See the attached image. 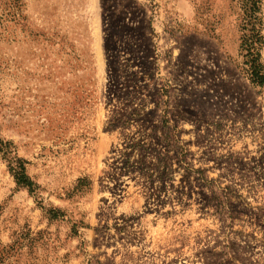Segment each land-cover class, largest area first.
I'll return each instance as SVG.
<instances>
[{
	"label": "rangeland",
	"instance_id": "1",
	"mask_svg": "<svg viewBox=\"0 0 264 264\" xmlns=\"http://www.w3.org/2000/svg\"><path fill=\"white\" fill-rule=\"evenodd\" d=\"M240 26L239 0H0V264H264Z\"/></svg>",
	"mask_w": 264,
	"mask_h": 264
},
{
	"label": "trees",
	"instance_id": "2",
	"mask_svg": "<svg viewBox=\"0 0 264 264\" xmlns=\"http://www.w3.org/2000/svg\"><path fill=\"white\" fill-rule=\"evenodd\" d=\"M241 9V38L239 52L244 60L246 75L250 83L264 90V69L261 63V49L264 44L261 35L260 0H239ZM12 169V176L17 185L29 190L30 183L25 175L22 163ZM201 179V178H200ZM205 183L203 180H201ZM32 193V191H28ZM50 218H56L53 211H49Z\"/></svg>",
	"mask_w": 264,
	"mask_h": 264
}]
</instances>
